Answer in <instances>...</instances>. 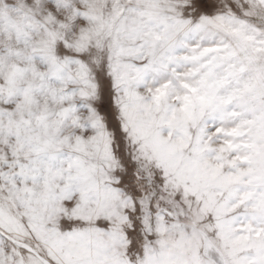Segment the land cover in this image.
<instances>
[{"label":"snow or ice","instance_id":"obj_1","mask_svg":"<svg viewBox=\"0 0 264 264\" xmlns=\"http://www.w3.org/2000/svg\"><path fill=\"white\" fill-rule=\"evenodd\" d=\"M0 264H264V0H0Z\"/></svg>","mask_w":264,"mask_h":264}]
</instances>
